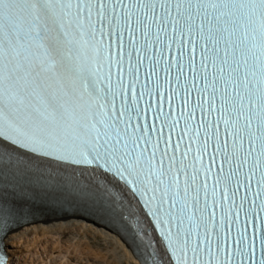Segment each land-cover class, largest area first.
I'll return each mask as SVG.
<instances>
[{
  "label": "snow or ice",
  "instance_id": "snow-or-ice-1",
  "mask_svg": "<svg viewBox=\"0 0 264 264\" xmlns=\"http://www.w3.org/2000/svg\"><path fill=\"white\" fill-rule=\"evenodd\" d=\"M9 168L0 264L44 209L124 224L144 264H264V0H0Z\"/></svg>",
  "mask_w": 264,
  "mask_h": 264
},
{
  "label": "bare ground",
  "instance_id": "bare-ground-1",
  "mask_svg": "<svg viewBox=\"0 0 264 264\" xmlns=\"http://www.w3.org/2000/svg\"><path fill=\"white\" fill-rule=\"evenodd\" d=\"M16 198L24 197L19 194ZM66 233L72 234L73 238L70 236L68 237L71 239L64 238ZM90 238L101 241L103 239L106 246L91 245ZM43 242L45 245L41 244ZM48 243L58 246L56 251L49 249ZM25 244L30 245L29 249L34 250H27L28 252L25 253ZM39 247L49 259V264H95L91 263V258L104 264H136L137 262L103 226L90 220L65 218L57 222L44 220L30 223L9 233L6 238V249L11 254V258H8L7 264H19L21 259L29 255H36L42 259L40 253L32 254ZM84 260L86 261L83 262Z\"/></svg>",
  "mask_w": 264,
  "mask_h": 264
},
{
  "label": "rangeland",
  "instance_id": "rangeland-1",
  "mask_svg": "<svg viewBox=\"0 0 264 264\" xmlns=\"http://www.w3.org/2000/svg\"><path fill=\"white\" fill-rule=\"evenodd\" d=\"M67 235H69V233H66ZM66 234L64 235V236H66ZM71 238H73V235L72 234H70L69 235ZM70 237H66V238H68V239H71ZM65 238V237H64ZM93 238V237H92ZM92 238H90V242L91 243H99V242H102L101 240H95V239H92ZM41 244H43V245H45V243L43 242V243H41ZM26 246V247H25ZM30 245H28V244H25L24 245V248L26 249L25 250V253L26 252H28L27 250H34V249H29L30 247H29ZM48 246H49V249H54V251H56V249L58 248V246H52L51 245V243H48ZM36 253H40L41 254V257H42V259L39 257L38 258V256H36V255H29V256H27L26 258H23V259H21V261H20V263L19 264H35V260L36 259H40V261L41 262H43V250L42 249H40V247H39V249H37V250H35V252H32V254H36ZM43 253V254H42ZM31 256V257H30ZM28 258V259H27ZM49 259H47V261H48ZM86 260H84L83 262H85ZM90 261H91V263L93 262V263H95V264H104V262H100V261H97V260H94L93 258H91L90 259ZM49 262V261H48Z\"/></svg>",
  "mask_w": 264,
  "mask_h": 264
}]
</instances>
